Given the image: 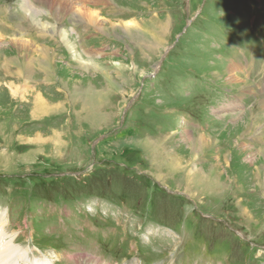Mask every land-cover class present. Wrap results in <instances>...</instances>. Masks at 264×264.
Segmentation results:
<instances>
[{"label": "rangeland", "instance_id": "374dc122", "mask_svg": "<svg viewBox=\"0 0 264 264\" xmlns=\"http://www.w3.org/2000/svg\"><path fill=\"white\" fill-rule=\"evenodd\" d=\"M30 1L0 0V264H264V0Z\"/></svg>", "mask_w": 264, "mask_h": 264}, {"label": "bare ground", "instance_id": "6f19581e", "mask_svg": "<svg viewBox=\"0 0 264 264\" xmlns=\"http://www.w3.org/2000/svg\"><path fill=\"white\" fill-rule=\"evenodd\" d=\"M53 1H55V0H53ZM93 0H91L90 2H86V4H85V6H88V7H83V6H80V8H76L75 9V12L79 15V17H81L82 19H84L83 18V16L86 18V20L88 21V22H90L91 24H95V25H98V15H96L95 14V12L94 11H91V10H89V9H87V8H90V5H92V3L93 4H96V3H101L102 2V0H96L95 2H92ZM38 2H40L42 5H47L48 6V8H50V9H52L53 10V2H52V0H48L47 2L46 1H44V0H38ZM26 7L28 8V10H30V9H32L33 7V5L31 4V1L30 0H26ZM72 3H73V0H65V1H62V3H60V2H58V5H61L60 6V8H62V12H67V13H69L70 12V10L72 9ZM71 5V6H70ZM41 6V5H40ZM35 13H37V8H36V6L33 8V10H32V13H31V15L32 14H35ZM53 13V12H52ZM52 16H54V17H56V15H54V14H51ZM162 26H163V24H162ZM140 32V31H139ZM144 40V39H143ZM43 53V52H42ZM44 54V53H43ZM45 56V55H44ZM42 69V68H41ZM20 73V72H19ZM30 73V72H29ZM233 76L234 75H231V78L233 79ZM11 87V86H10ZM15 90V89H14ZM77 90V89H76ZM87 90H88V92L86 93V94H88V93H90V87H87ZM248 90V89H247ZM93 93V92H92ZM101 93H102V91H101ZM100 93V94H101ZM90 95H92L91 93H90ZM94 95V94H93ZM92 95V96H93ZM40 97V96H39ZM86 98H88V97H85L84 98V102H86V105H85V103H84V106H86L87 107V104H91L92 103V106L93 107H96V106H98V109L100 108V106H99V104H103L102 103V101L101 100H99V101H95V99L94 98H88V99H86ZM264 98V97H263ZM261 103H262V101H261ZM230 105H231V103H230ZM87 108H89V107H87ZM42 110V109H44L43 108V101L39 98L38 100H36L35 101V103H34V109L33 110H31V115L33 116V118H35V117H37L38 116V111L39 110ZM86 110V109H85ZM85 113H86V111H85ZM101 114V112L99 113V115ZM86 117H89V121H92L95 117H94V115H93V112H91V111H87V114H86ZM192 138V137H191ZM203 139V136L202 135H199V136H196V138H194L193 137V139H192V145L190 144V146H192V149L194 150V149H196V148H198L200 145H202L201 144V142L202 141H200V140H202ZM202 147V146H201ZM200 150V149H199ZM198 150V151H199ZM202 150V149H201ZM259 152H261L262 153V155H263V157H264V147L263 148H260L259 149ZM175 160V159H174ZM173 165H174V162H173ZM166 166L169 168V164H166ZM171 166V165H170ZM262 168V167H261ZM261 168L260 167H258L257 168V176H259V173H260V171H262L261 170ZM263 169V168H262ZM264 171V170H263ZM217 173V172H216ZM211 176L213 175L211 172L209 173ZM159 176H161V175H159L158 174V176H156L157 178H161V177H159ZM200 177H202L201 179H199V183L201 184V183H203V182H206L207 180L211 183V184H214V185H217V181L214 179V177L212 178V179H210L209 177H205V176H200ZM199 177V178H200ZM195 184V183H194ZM259 184H260V182H259ZM206 185V184H205ZM1 228V227H0ZM0 253H5V250H0Z\"/></svg>", "mask_w": 264, "mask_h": 264}]
</instances>
